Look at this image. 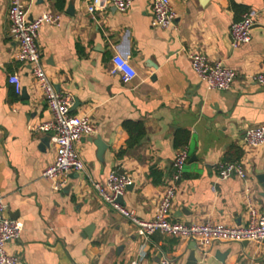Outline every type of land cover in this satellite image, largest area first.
Returning <instances> with one entry per match:
<instances>
[{
	"label": "crops",
	"instance_id": "obj_1",
	"mask_svg": "<svg viewBox=\"0 0 264 264\" xmlns=\"http://www.w3.org/2000/svg\"><path fill=\"white\" fill-rule=\"evenodd\" d=\"M28 19L58 14V25L38 32L43 69L57 91L70 94L94 126L76 151L85 172L70 174L64 189L51 190L42 172L54 161L47 133L31 128L51 119L42 92L27 65L16 60L17 43L7 38L9 0H0V196L5 216L23 230L7 253L23 264H264V243L199 244L158 232L149 242L103 203L92 183L105 185L116 171L132 177L123 205L150 220L163 186L172 174L175 136L188 133V160L171 217L185 225L216 222L247 225L246 196L264 214V147L246 148L243 136L264 125V87L250 78L264 73V0H170L174 26L151 27L153 0H134L125 12L103 6L94 14L90 0H26ZM245 13L254 16L250 42L230 44L229 28ZM201 53L211 63L235 70L228 91H209L191 69L188 55ZM127 60L136 77L124 84L111 75L112 58ZM21 84L16 95L8 77ZM73 104V105H74ZM126 122L143 124L129 147ZM100 145L104 147L100 150ZM238 161L244 180H221L218 165ZM193 246L196 262L189 260Z\"/></svg>",
	"mask_w": 264,
	"mask_h": 264
},
{
	"label": "built area",
	"instance_id": "obj_2",
	"mask_svg": "<svg viewBox=\"0 0 264 264\" xmlns=\"http://www.w3.org/2000/svg\"><path fill=\"white\" fill-rule=\"evenodd\" d=\"M26 0H9L6 20L7 38L17 43L16 60L30 69L35 86L42 92L46 106L51 114L50 121L31 128L37 133H47L50 143L55 148V158L43 172L42 178L50 182L53 192L64 189L68 177L73 173L85 172V165L76 151V144L82 137L92 135L94 126L86 116L72 115L70 110L74 104L70 94L56 90L54 84L47 77L41 61V52L37 42L38 32L46 23L58 25L60 16L44 12L36 19L28 20ZM134 0H90L86 7L88 14H94L103 6H109L119 12H125ZM254 16L245 13L241 19L233 22L229 28L231 47L236 49L250 42V29ZM175 13L170 0H153L151 27L167 29L174 26ZM190 66L201 83L209 91H228L237 73L235 70L224 67L221 63H211L201 53L188 55ZM111 75H119L124 84L131 82L136 77L135 70L130 63L120 56L112 58ZM251 82L264 87V73H258L250 78ZM8 82L13 86L16 95H20L21 84L17 75L8 77ZM246 148L264 147V125L250 128L243 136ZM188 160V151L183 147L176 151L172 162V174L163 186L161 198L155 208L153 217L148 221L138 219L134 211L129 210L119 202V198L129 186L132 177L128 174L111 172L105 185L92 183V188L99 199L108 205L117 214L127 219L135 228L136 234L144 242H149L150 237L158 232L181 240L199 244L204 250L221 243H264V214H259L252 205L251 199L246 196L247 225L243 227L226 226L216 222L185 225L175 222L171 217V207L174 202L179 183L183 176L185 164ZM221 180L236 177L244 180L246 174L238 161H223L218 165ZM6 206L0 196V264H23L15 255L7 253L6 245L20 239L23 224L7 216ZM144 254L131 264H139ZM159 264H175L173 259L162 256Z\"/></svg>",
	"mask_w": 264,
	"mask_h": 264
},
{
	"label": "trees",
	"instance_id": "obj_3",
	"mask_svg": "<svg viewBox=\"0 0 264 264\" xmlns=\"http://www.w3.org/2000/svg\"><path fill=\"white\" fill-rule=\"evenodd\" d=\"M124 128L130 137L128 142L129 147L133 146L134 144H137L140 140V137H142L144 133L143 124L140 122L137 123L126 122L124 124ZM187 141H188V133L178 132L176 134L175 144L178 147H182V148L185 147Z\"/></svg>",
	"mask_w": 264,
	"mask_h": 264
},
{
	"label": "water",
	"instance_id": "obj_4",
	"mask_svg": "<svg viewBox=\"0 0 264 264\" xmlns=\"http://www.w3.org/2000/svg\"><path fill=\"white\" fill-rule=\"evenodd\" d=\"M28 20H30V19H28ZM77 107H78V103L75 102V104L72 106V108H71L70 111L76 109ZM103 149H104V147H103L102 145H100V150H103ZM131 186H132V185H131ZM131 186H129L127 189L131 188ZM119 202H120L121 204H123L122 197L119 198ZM10 218H11V217H10ZM11 219H12V218H11ZM189 260L192 261V262H196V258H195V247H194V246H193L192 252H191V254H190V256H189Z\"/></svg>",
	"mask_w": 264,
	"mask_h": 264
}]
</instances>
